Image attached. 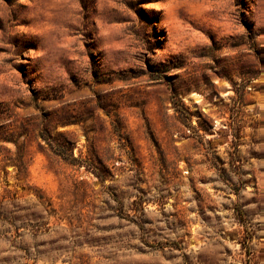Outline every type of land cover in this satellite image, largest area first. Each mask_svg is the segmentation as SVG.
Returning <instances> with one entry per match:
<instances>
[{
	"label": "rangeland",
	"instance_id": "obj_1",
	"mask_svg": "<svg viewBox=\"0 0 264 264\" xmlns=\"http://www.w3.org/2000/svg\"><path fill=\"white\" fill-rule=\"evenodd\" d=\"M0 264H264V0H0Z\"/></svg>",
	"mask_w": 264,
	"mask_h": 264
},
{
	"label": "trees",
	"instance_id": "obj_2",
	"mask_svg": "<svg viewBox=\"0 0 264 264\" xmlns=\"http://www.w3.org/2000/svg\"><path fill=\"white\" fill-rule=\"evenodd\" d=\"M40 137L44 140H47L50 137V133H40ZM65 140H56V145H55V153L62 158H64L66 161H68L70 164L77 165L78 167H83L85 166L86 170L88 172L93 173L100 181H105L108 175L110 174L109 171L107 170L105 173H100L96 171V167L92 164L91 161H81L77 157L73 155L72 148H66L65 146ZM68 150L71 152L68 153Z\"/></svg>",
	"mask_w": 264,
	"mask_h": 264
}]
</instances>
